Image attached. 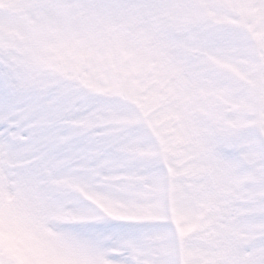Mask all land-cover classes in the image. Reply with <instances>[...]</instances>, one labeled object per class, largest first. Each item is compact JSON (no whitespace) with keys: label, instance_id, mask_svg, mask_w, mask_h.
I'll list each match as a JSON object with an SVG mask.
<instances>
[{"label":"snow or ice","instance_id":"obj_1","mask_svg":"<svg viewBox=\"0 0 264 264\" xmlns=\"http://www.w3.org/2000/svg\"><path fill=\"white\" fill-rule=\"evenodd\" d=\"M0 264H264V0H0Z\"/></svg>","mask_w":264,"mask_h":264}]
</instances>
